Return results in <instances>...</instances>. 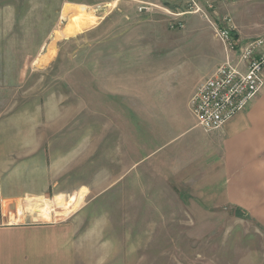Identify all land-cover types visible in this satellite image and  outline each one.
<instances>
[{
  "label": "rangeland",
  "instance_id": "1",
  "mask_svg": "<svg viewBox=\"0 0 264 264\" xmlns=\"http://www.w3.org/2000/svg\"><path fill=\"white\" fill-rule=\"evenodd\" d=\"M166 2L0 0V127L48 132L52 192L85 194L77 217L57 216L63 196L48 220L23 207L10 221H66L69 264H264V229L219 195L218 157L198 139L215 131L189 112L223 46L198 15L171 29ZM216 6L241 39L264 35V0Z\"/></svg>",
  "mask_w": 264,
  "mask_h": 264
},
{
  "label": "crops",
  "instance_id": "2",
  "mask_svg": "<svg viewBox=\"0 0 264 264\" xmlns=\"http://www.w3.org/2000/svg\"><path fill=\"white\" fill-rule=\"evenodd\" d=\"M193 128L199 129L195 120ZM36 132L29 127H0V264H69L74 244L69 235L72 226L63 224L66 221L20 223L9 218L10 214L21 216L26 207L32 215L39 213L48 220L52 199L61 207L65 196L66 200L72 197L70 206L57 216L67 220L78 214L85 195L72 182L59 183L52 192V177L63 173L60 175V165L53 167L48 132L44 131L43 137H37ZM218 132L204 133L206 136L198 139L207 143L204 149L210 157H218L219 195L264 229V86L248 107Z\"/></svg>",
  "mask_w": 264,
  "mask_h": 264
},
{
  "label": "built area",
  "instance_id": "3",
  "mask_svg": "<svg viewBox=\"0 0 264 264\" xmlns=\"http://www.w3.org/2000/svg\"><path fill=\"white\" fill-rule=\"evenodd\" d=\"M233 0H167L163 10L173 20L171 29H182L179 18L198 15L213 29L222 44L224 62L196 87L189 112L196 127L205 133L219 130L245 110L264 86V36L241 41L237 27L228 15H220L217 4ZM147 4L139 11H152Z\"/></svg>",
  "mask_w": 264,
  "mask_h": 264
},
{
  "label": "trees",
  "instance_id": "4",
  "mask_svg": "<svg viewBox=\"0 0 264 264\" xmlns=\"http://www.w3.org/2000/svg\"><path fill=\"white\" fill-rule=\"evenodd\" d=\"M234 213H235V215L237 216V217H239L240 216V210L239 209H237V208H235L234 209Z\"/></svg>",
  "mask_w": 264,
  "mask_h": 264
}]
</instances>
